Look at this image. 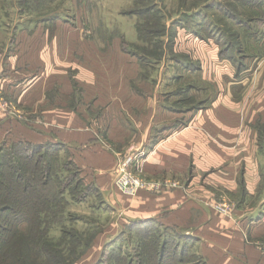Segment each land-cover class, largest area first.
Here are the masks:
<instances>
[{
  "label": "crops",
  "instance_id": "1",
  "mask_svg": "<svg viewBox=\"0 0 264 264\" xmlns=\"http://www.w3.org/2000/svg\"><path fill=\"white\" fill-rule=\"evenodd\" d=\"M1 31L0 25V89L39 124L11 122L0 109V143L64 146L84 182L116 211V224L100 232L101 251L127 234L125 225L143 221L179 233V240L190 242L191 252L206 264H264V213L258 215L264 178L260 160L254 165L250 157L257 135L251 125H243L245 116L232 109L234 115H226L240 90L248 98L242 82L214 85L220 112L186 105L176 110L169 91L161 95L158 83L140 79L138 56L115 39L93 48L91 40L75 32H55L51 39L36 30L22 31L6 43ZM197 67L202 69V63ZM183 92L178 90V97L187 98ZM132 151L144 154L145 177L161 174L177 185L134 196L115 194L119 158ZM224 194L238 199L234 214L213 208Z\"/></svg>",
  "mask_w": 264,
  "mask_h": 264
},
{
  "label": "rangeland",
  "instance_id": "2",
  "mask_svg": "<svg viewBox=\"0 0 264 264\" xmlns=\"http://www.w3.org/2000/svg\"><path fill=\"white\" fill-rule=\"evenodd\" d=\"M22 1L0 0L1 41L6 40V43H8L10 37L13 38L22 31L24 34H32L36 30L44 32L51 39L55 38V32L60 34L75 32L85 38L86 41L91 40L93 48H99V45L103 46L105 43L110 44L115 39L114 43L120 44L122 49L138 50L140 55V79H151V81L158 83L157 92L161 95H165L169 91V94H171L169 101L172 109H184V105H186L188 108L193 107L198 110L206 107L211 110V113L212 111L213 113L220 112L219 104H221L222 100L219 101L217 99L219 93H217L214 85L223 84L225 86L229 83L232 85L233 83L242 82L248 98L243 99V91L240 90L237 100L233 99L234 103L230 104L231 107H226L229 110H226V115L233 116L235 113L237 116H245L243 125L247 123L253 128V134L255 132L257 135L255 143L257 148L254 145L253 147L251 146L253 153L250 157H252L254 165L255 162L260 160L261 169L259 167V173L264 178V32L257 34V36H247L235 18L228 15V10L222 8H229L233 13L234 6L229 5L228 0ZM148 2L154 6L152 15L127 14V12L134 10L137 6L138 8H143ZM239 11L244 14L249 12L243 6L239 7ZM256 12L260 11L252 10V14ZM148 18L152 19L151 27L162 28V31L160 35L155 37L149 35L148 41H145L139 38L136 25L137 22L147 24ZM57 21L60 23L59 29L57 28ZM263 27L261 24L260 28ZM170 38L171 46L167 47L168 39ZM206 41H210V43H206ZM238 43L242 46V49H239ZM228 47L235 48L234 52H229V55L236 56L233 53L241 50L242 52L238 53V55L242 54L245 57L244 61L248 65V71L245 73L246 77L243 80H234L233 75L236 71L235 60L233 61L231 57L222 59L219 54L223 48ZM81 48L83 49L84 46L82 45ZM177 59H182L180 64H178ZM190 62L196 65L190 67L188 65ZM201 63L202 69L197 67ZM183 89H186L187 98L184 97L185 94L182 95L185 93ZM178 90L182 92L180 97H178ZM76 91L78 92L79 90L77 89ZM188 92H191V94L189 95ZM0 98L4 99V103H7L8 108L5 113L8 116L5 117L9 121L19 123L28 121L31 127H36L39 124L36 117H31V115L30 118L24 116L23 111L17 106L15 100L5 95L3 89H0ZM179 98L182 100L183 105L179 103ZM213 102L215 104L214 108L212 107ZM231 109L234 113L230 112ZM197 113V110L194 109V116ZM132 153L138 154L137 166H134L135 171L141 173L140 170H143L142 175L144 176L143 173L146 172L143 169V165H141L143 157H145L144 154L141 155L140 151H132L122 154L121 157ZM69 158V154L62 148L55 163L54 172L58 173L59 177L57 178L63 183L66 176L76 170L73 164H69ZM241 171L237 176L242 175ZM79 177L83 179H81L79 192L82 193L85 186L90 184L85 183L81 175ZM57 178L52 179L53 182L46 188L47 193L45 194L46 198H48L47 201L51 197L56 198L49 210H43V212H47L46 216L48 215L46 220L51 227L50 234L54 240H57L61 238L63 228L66 229V240L70 243L67 241L66 244L62 242L60 247L64 248V252L67 255L74 253L76 257L78 253L85 249V245L90 242V249L74 264H95L101 255V246L98 241L101 235L100 232L116 224V211L101 196L100 191L94 185L89 186L93 191L88 197L83 201H77L73 199L74 196L72 192L70 193L69 188L58 189L60 182L56 180ZM146 178L154 181H156L155 179L160 181L167 179L166 176L161 174L156 177L151 178L148 176ZM73 183L75 184L76 180ZM242 187L239 186V188ZM116 189L114 187L115 194H122L121 191ZM13 191H17L16 186H13ZM63 191L67 201L61 202L63 209H60L57 207V204L61 205L58 199V192L61 193ZM222 201L234 204L231 214H234L239 206L238 199H234L229 194L221 195L213 204ZM40 210L42 209L40 208ZM216 211L222 215H231ZM262 213H264V206L258 215ZM48 225L45 226L48 227ZM127 227L129 226L125 225L126 229ZM147 229L148 231L142 230V232L126 231L127 235L122 240L113 239L115 242H112L113 245L110 250L113 247H117V243H120L119 246L123 248V251L133 250L141 240L149 247L148 245L152 246L156 241H163L161 237H158L160 235L166 241L167 239H175L173 234L176 233L175 231L167 230L158 224H154V226L152 225L151 228ZM96 233L97 235L93 238ZM75 237H79L78 242L72 240ZM260 237L263 239L261 243L264 244V235ZM180 242L186 246V251L182 253V250H176L177 252H174L179 257L182 255L183 262L186 264H201L197 262L200 258L191 252L189 248L190 242L179 240ZM168 249L172 250L170 246H168ZM108 257L111 258L110 255ZM65 258L63 263L67 264L68 261L66 262Z\"/></svg>",
  "mask_w": 264,
  "mask_h": 264
},
{
  "label": "trees",
  "instance_id": "3",
  "mask_svg": "<svg viewBox=\"0 0 264 264\" xmlns=\"http://www.w3.org/2000/svg\"><path fill=\"white\" fill-rule=\"evenodd\" d=\"M23 2L22 0H19ZM229 5L234 6L233 13L229 8L228 15L234 17L236 22L240 24V27L247 36H257V34L264 32V0H228ZM144 5L143 8L135 7V9L127 12L129 15H152L154 6L153 4ZM237 5H240L237 7ZM245 7L247 9L246 14L239 11V7ZM253 11H260L252 14ZM147 24L137 22V29L139 32V38L148 41L149 35H160L162 28H153L152 19H147ZM159 23V22H157ZM160 24V23H159ZM255 25V26H254ZM171 35L172 33L169 32ZM193 33V32H192ZM195 36H197L195 34ZM201 39V38H200ZM204 40V39H203ZM218 41V40H217ZM207 42V41H206ZM210 42V41H208ZM171 46V38L168 39L167 47ZM239 49L242 46L238 43ZM235 48H223L220 51L222 59L235 60V79H240L248 70V65L244 61V56L241 50H237L233 53L236 56L229 55V52H234ZM133 55H137L138 50L123 49ZM146 55V54H145ZM237 57V58H235ZM143 59V58H142ZM178 64L180 60L177 59ZM186 65V62H185ZM193 66V62L188 64ZM200 65V64H199ZM190 98V97H189ZM193 99V98H191ZM64 146L61 143H34L30 141H16L10 144L1 143L0 145V264H65L63 263L64 257L67 264H74L76 261L90 249V242L86 244L85 249L78 253L76 257L74 253L67 255L64 252V248L60 245L62 242L66 244L67 231L63 228L62 236L60 239L54 240L51 236V227L48 225L47 212L43 210H49L56 198L51 197L48 201L46 198V188L53 182L58 176V173L54 172L56 168L55 163L61 149ZM69 164H73L76 170L66 176L63 182L59 178L60 187L58 189L69 188L70 193L74 196L73 199L77 201H83L93 191L91 189L92 184L85 186L82 193L80 192L81 177L79 168L69 158ZM76 180V183L73 182ZM83 180V179H82ZM78 182V184H77ZM13 186H16L17 191H13ZM62 193V194H61ZM58 192L59 203H63L67 199L65 198L64 191ZM47 201V203H45ZM57 204L58 208L63 209V204ZM45 205V206H44ZM40 208L42 210H40ZM63 212V211H62ZM60 212V213H62ZM45 225H48L45 226ZM154 223L152 222H130L129 227L125 231L139 232L151 228ZM99 233V232H97ZM94 235L93 238L97 235ZM174 240L163 239V241H156L152 246L143 243L141 240L137 243L135 248L123 251V248L117 243V247L109 245L101 251V255L95 264H183L184 260L176 254V250L186 251V246L179 243V233H173ZM125 235L121 234L116 237L122 240ZM79 237H75L72 240L78 242ZM146 239V238H145ZM68 242V241H67ZM115 242V241H114ZM187 242V241H184ZM70 243V242H68ZM188 243V242H187ZM168 246L173 250H169ZM188 246V244H187ZM116 248V249H115ZM176 251V252H174ZM77 252V251H76ZM110 255L111 258L108 257ZM194 255V254H193ZM197 262L206 264L202 257ZM76 259V260H75ZM186 264V263H184Z\"/></svg>",
  "mask_w": 264,
  "mask_h": 264
},
{
  "label": "built area",
  "instance_id": "4",
  "mask_svg": "<svg viewBox=\"0 0 264 264\" xmlns=\"http://www.w3.org/2000/svg\"><path fill=\"white\" fill-rule=\"evenodd\" d=\"M3 98H0V108L2 111L6 112L8 106L7 103L3 102ZM138 154H128L119 158L117 164L116 178L114 185L125 195L134 196L140 190L146 191H159L165 187L176 186V182L169 180H147L145 176L141 173H137L134 166H137ZM212 206L221 213L231 214L233 212L234 204L228 201H222Z\"/></svg>",
  "mask_w": 264,
  "mask_h": 264
}]
</instances>
